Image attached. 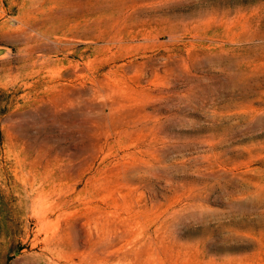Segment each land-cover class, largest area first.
<instances>
[{
    "label": "rangeland",
    "instance_id": "rangeland-1",
    "mask_svg": "<svg viewBox=\"0 0 264 264\" xmlns=\"http://www.w3.org/2000/svg\"><path fill=\"white\" fill-rule=\"evenodd\" d=\"M0 0V264H264V0Z\"/></svg>",
    "mask_w": 264,
    "mask_h": 264
},
{
    "label": "trees",
    "instance_id": "trees-1",
    "mask_svg": "<svg viewBox=\"0 0 264 264\" xmlns=\"http://www.w3.org/2000/svg\"><path fill=\"white\" fill-rule=\"evenodd\" d=\"M235 4L236 3H240V4H245V3H249L251 0H235Z\"/></svg>",
    "mask_w": 264,
    "mask_h": 264
},
{
    "label": "water",
    "instance_id": "water-1",
    "mask_svg": "<svg viewBox=\"0 0 264 264\" xmlns=\"http://www.w3.org/2000/svg\"><path fill=\"white\" fill-rule=\"evenodd\" d=\"M5 51V47L0 45V54H2Z\"/></svg>",
    "mask_w": 264,
    "mask_h": 264
}]
</instances>
